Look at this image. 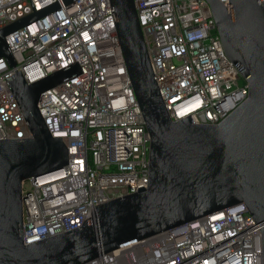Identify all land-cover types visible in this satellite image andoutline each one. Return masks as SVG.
<instances>
[{
  "label": "built area",
  "instance_id": "1",
  "mask_svg": "<svg viewBox=\"0 0 264 264\" xmlns=\"http://www.w3.org/2000/svg\"><path fill=\"white\" fill-rule=\"evenodd\" d=\"M160 95L173 119L218 124L249 96L207 0H134ZM230 7L229 0H220ZM264 2V0H261ZM54 3L9 33L17 66L0 57V139L31 130L7 77L33 83L76 61L83 72L38 103L68 148L65 167L23 182L24 243L81 227L92 206L149 183L151 135L135 97L110 0H0V29ZM84 264H263L262 230L246 204L165 230Z\"/></svg>",
  "mask_w": 264,
  "mask_h": 264
},
{
  "label": "water",
  "instance_id": "2",
  "mask_svg": "<svg viewBox=\"0 0 264 264\" xmlns=\"http://www.w3.org/2000/svg\"><path fill=\"white\" fill-rule=\"evenodd\" d=\"M74 0H65L67 4ZM122 56L151 135L149 183L92 206L81 227L29 243L22 234L23 182L68 165L62 136L38 107L43 93L83 72L78 61L28 83L7 77L29 124L28 138L0 139V264H84L102 253L244 203L262 230L264 264V2L207 0L228 57L249 96L218 124L176 120L160 95L134 0H110ZM60 8L54 3L0 29V57L17 66L6 36Z\"/></svg>",
  "mask_w": 264,
  "mask_h": 264
}]
</instances>
